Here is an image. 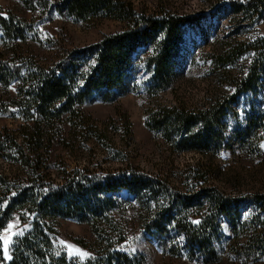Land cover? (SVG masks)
Instances as JSON below:
<instances>
[{
	"label": "rangeland",
	"instance_id": "obj_1",
	"mask_svg": "<svg viewBox=\"0 0 264 264\" xmlns=\"http://www.w3.org/2000/svg\"><path fill=\"white\" fill-rule=\"evenodd\" d=\"M30 1L31 4L26 0H0V15L13 14L32 26L26 41H14L24 51L19 60L33 58L38 63H51L64 50L86 47L125 29L120 20L101 16L78 18L61 11L56 0ZM129 1L139 12L154 13L164 7L192 17L184 29L174 81L165 90L149 93L144 85L151 72L140 65L135 74L138 90L116 93L110 99H105L103 92L95 93L81 107L84 117L89 119L86 124L78 129H72L68 121L63 124L60 137L72 140L60 138L55 142L50 165L54 176L84 166L95 167L100 173L130 167L139 169L157 184L168 183L179 190H187L192 178L198 175L233 197L263 193L264 60L252 89L239 92L237 82L248 76L256 60L254 45H263L254 42L264 38V13L237 11L231 2L234 0ZM14 42L0 27V62H9L16 47ZM142 58L146 59V54ZM18 85L17 78L8 89L0 82V131L19 129L23 123L12 106ZM236 92L238 101L227 117L228 135L251 123V138H246L245 144L235 143L232 148L209 155L178 152L172 150L161 133L151 131L146 124L153 107L184 105L205 109L216 98ZM2 165L4 170L8 166L3 159ZM103 197L110 199L111 204L104 210H94L98 217L96 226L78 217L55 219V241L60 249L68 253L67 245H72L90 253L83 260L78 257L81 264L90 259L89 264H264V251L247 244V235L254 231L259 217V208L251 201L232 210L233 216L222 214L220 234L213 240L215 248L200 250L183 241L170 223V236L147 230L149 224L160 225L155 221V195L120 190L103 193ZM201 209L204 211L199 202L191 211L179 213L175 209L173 223L180 218L186 222L182 225L199 224ZM31 219L30 212H15L10 220L15 225L13 231L22 229L25 233ZM1 234L7 235L3 231ZM17 236L20 235L13 237V243ZM13 243L9 247L10 257Z\"/></svg>",
	"mask_w": 264,
	"mask_h": 264
},
{
	"label": "trees",
	"instance_id": "obj_2",
	"mask_svg": "<svg viewBox=\"0 0 264 264\" xmlns=\"http://www.w3.org/2000/svg\"><path fill=\"white\" fill-rule=\"evenodd\" d=\"M231 2L237 11L264 13V0ZM56 5L78 18L101 16L120 20L125 29L86 47L64 50L51 63L42 64L33 58L18 59L24 51L14 41H26L31 24L13 14L0 15L4 35L16 44L9 62H0V82L8 89L14 79L19 80L12 106L23 119L19 129L0 131V204L4 205L0 207V234L15 212L24 210L32 214L30 228L16 237L10 259L4 257L0 248V264H81L78 257H70L56 244L55 219L78 217L96 226L98 217L94 210H104L111 204L102 194L120 190L155 195V221L160 225L149 224L147 230L170 236L167 229L170 223L183 241L200 250L215 248L213 240L220 234L222 214L233 216L232 210L244 201H251L259 208V217L254 231L247 235V244L264 251V192L233 197L198 175L192 178L187 190H179L168 183L157 184L139 169L130 167L100 173L95 167L84 166L54 176L51 154L55 142L61 138L63 124L68 121L72 129L86 124L89 119L84 117L81 107L95 93L103 92L104 98L110 99L116 93L138 90L135 74L140 65L151 72L144 85L149 93L171 86L184 29L192 18L164 7L154 13L139 12L129 0H56ZM45 6L50 4L47 2ZM254 43L263 45H254L257 57L248 76L237 82L239 92L252 89L262 72L264 38ZM144 54L146 59L142 58ZM237 101L236 92L216 98L205 109L160 105L151 108L146 124L151 131L161 133L174 151L216 154L251 138L249 122L228 135L227 117ZM7 111L12 112L9 108ZM2 159L8 165L5 170ZM198 202L204 210H200L199 224L182 225L186 222L180 218L173 223L175 209L179 213L191 211ZM164 219L169 222L164 224Z\"/></svg>",
	"mask_w": 264,
	"mask_h": 264
},
{
	"label": "snow or ice",
	"instance_id": "obj_3",
	"mask_svg": "<svg viewBox=\"0 0 264 264\" xmlns=\"http://www.w3.org/2000/svg\"><path fill=\"white\" fill-rule=\"evenodd\" d=\"M261 147H264V144H261ZM0 207H4L3 204H0ZM194 223H199V221H194ZM15 225L10 221L7 224V227L3 229L4 233H7V235L0 234V248L3 250V255L6 259H10L11 257L9 256V247L13 243V237L16 235H23V230L22 229H16L13 231ZM25 228L28 227V225L24 226ZM61 244H66L65 241H60ZM68 248V255L70 257H79L80 259H85L90 257V253L85 252L81 249L74 248L72 245H67Z\"/></svg>",
	"mask_w": 264,
	"mask_h": 264
}]
</instances>
